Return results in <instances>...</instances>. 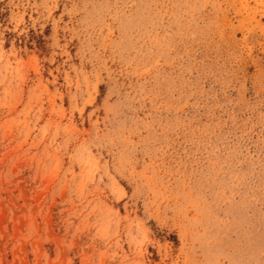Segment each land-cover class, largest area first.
<instances>
[{
  "label": "rangeland",
  "instance_id": "1",
  "mask_svg": "<svg viewBox=\"0 0 264 264\" xmlns=\"http://www.w3.org/2000/svg\"><path fill=\"white\" fill-rule=\"evenodd\" d=\"M0 264H264V0H0Z\"/></svg>",
  "mask_w": 264,
  "mask_h": 264
}]
</instances>
